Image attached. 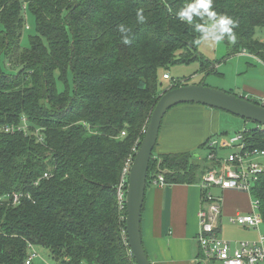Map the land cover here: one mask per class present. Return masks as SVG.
Segmentation results:
<instances>
[{
	"label": "trees",
	"instance_id": "16d2710c",
	"mask_svg": "<svg viewBox=\"0 0 264 264\" xmlns=\"http://www.w3.org/2000/svg\"><path fill=\"white\" fill-rule=\"evenodd\" d=\"M184 3L0 0V126H26L0 132V264H25L29 244L56 263L136 264L119 187L126 193L157 100L185 83L177 78L163 87L160 68L198 56L192 41L199 34L175 15ZM214 8L238 21L231 55L248 51L264 62L257 37L264 0H214ZM28 11L36 32L23 47ZM121 24L130 29V44ZM70 72L72 94L57 85ZM248 139L264 148V128L250 129ZM191 158L186 152L158 161L153 152L147 186L157 164L168 170V182L198 183L200 165ZM15 193L23 194L18 203L10 201ZM253 193L264 219V173Z\"/></svg>",
	"mask_w": 264,
	"mask_h": 264
},
{
	"label": "crops",
	"instance_id": "0c3cea01",
	"mask_svg": "<svg viewBox=\"0 0 264 264\" xmlns=\"http://www.w3.org/2000/svg\"><path fill=\"white\" fill-rule=\"evenodd\" d=\"M235 55L245 59L243 80L240 87L238 86L241 92L238 95L264 105V62L248 51ZM246 58H249V61ZM205 115L208 117L202 119ZM218 115L217 109L196 103L181 104L172 108L163 120L154 149L155 158L160 161L162 156L167 154L189 152L193 156L191 163L200 165L201 180L203 168L208 162L197 151L203 148L202 145L207 139L219 131L220 127L216 122ZM217 136L219 138V134L214 137L218 139ZM164 171L166 176L168 170ZM199 182L170 181L164 186L153 184L147 186L141 232L144 247L152 264L203 263L200 260L201 252L197 239L198 212L202 204V189ZM215 190L222 191L213 189ZM247 209L246 206L242 207L245 212L249 211ZM236 213L242 212L235 211ZM223 217L224 214L222 220Z\"/></svg>",
	"mask_w": 264,
	"mask_h": 264
},
{
	"label": "built area",
	"instance_id": "2783aa9c",
	"mask_svg": "<svg viewBox=\"0 0 264 264\" xmlns=\"http://www.w3.org/2000/svg\"><path fill=\"white\" fill-rule=\"evenodd\" d=\"M164 78L171 79V76L165 73ZM258 126L264 128L262 125ZM25 127H17L14 124L4 125L0 126V132H14L16 129ZM249 131L250 129H245L238 132L228 142H221L216 138L205 142L208 150L205 160L208 165L203 168L199 182L202 189V204L198 212L199 231L197 239L201 252L200 260H206L207 263L220 261L222 264H264V232L260 229L264 219L261 212L236 213L229 216L230 223L244 228H258L260 231L259 240L233 241L223 239L221 237L222 198L213 191V189H220L222 191L236 190L253 193L255 183L264 173V148L249 141ZM122 134L124 135L125 132ZM226 149H229L228 152L223 153ZM157 165V172L151 177L150 183L164 186L168 181L159 164ZM45 176L48 174L46 173ZM122 187L123 183L119 187V196L120 199L125 196V199L126 193L123 192ZM22 197V193H15L12 198L10 197V201L18 203ZM123 207L126 208V206ZM255 207H259L258 199L254 201ZM37 259L46 261L34 245L29 244L25 264H33ZM53 264L63 263L54 262Z\"/></svg>",
	"mask_w": 264,
	"mask_h": 264
},
{
	"label": "rangeland",
	"instance_id": "374dc122",
	"mask_svg": "<svg viewBox=\"0 0 264 264\" xmlns=\"http://www.w3.org/2000/svg\"><path fill=\"white\" fill-rule=\"evenodd\" d=\"M26 21V25H28L29 28L24 31L22 36L23 47H29L30 36L34 35L36 32L35 19L29 13V11L27 12ZM258 33L257 37L264 40V31H259ZM194 54H198V56L193 60H188V62L175 61L173 63H169L165 67L160 68L159 75L162 79L161 81L163 83V87H168L172 85V81L178 78L185 82L181 85L204 82L209 86L222 89L227 92L235 93L237 95L240 94L241 90L239 89V87L243 80L244 73H242V70L245 69V59H243V57L239 55H231L230 47L226 40L220 45H216L212 42H203L198 47L196 46V51ZM176 56L181 58V51H178L176 53ZM246 60L249 61V58H246ZM2 68L6 72L13 71L11 67L5 64L4 60L2 61ZM164 72L169 74L171 76V79H163L162 76ZM57 85L58 89L61 92L68 91L70 94H72L74 91V80L72 73L70 72L64 80L57 77ZM218 112L219 115L216 118V122L220 128L219 131L214 134V136L219 134V138L218 136L217 138L221 142H228V140L238 132L243 131L245 129H253L255 128V126L258 125L252 121H248L244 118L233 115L223 110H218ZM206 117L208 116L205 115L202 119ZM214 136L209 139L215 138ZM135 143H137V141ZM228 150L229 149L224 150L223 153H227ZM197 152L204 158L208 150L207 148H202ZM163 169L162 172H165ZM198 171H201V168H199ZM214 192H216V195H219L222 198L224 217L222 220L223 226L221 231V237L223 239H229L233 241L259 240L260 231L258 228L244 229V227L241 228V226L237 224L230 223L228 218L229 215L235 214V211H240L242 213H259V209L256 207L254 208V201L256 200L254 193L244 192V195L243 193H241V191L236 190L226 192L215 190ZM245 196H248V198ZM244 206L248 207L247 210L249 211H243L242 207ZM260 229L262 232H264V223H261ZM36 249L46 261H44L43 259H37L33 264L54 263L45 250L41 248ZM202 262V264H222L220 261H213L212 263H207L206 260H203Z\"/></svg>",
	"mask_w": 264,
	"mask_h": 264
},
{
	"label": "water",
	"instance_id": "95a60500",
	"mask_svg": "<svg viewBox=\"0 0 264 264\" xmlns=\"http://www.w3.org/2000/svg\"><path fill=\"white\" fill-rule=\"evenodd\" d=\"M187 103L202 104L264 126V105L201 83L168 89L157 100L128 175L126 188V234L136 264H152L144 247L141 223L150 162L163 120L172 108Z\"/></svg>",
	"mask_w": 264,
	"mask_h": 264
},
{
	"label": "clouds",
	"instance_id": "9594fccd",
	"mask_svg": "<svg viewBox=\"0 0 264 264\" xmlns=\"http://www.w3.org/2000/svg\"><path fill=\"white\" fill-rule=\"evenodd\" d=\"M175 15L180 22L189 25L199 34L198 38L192 41L197 47L203 42L220 45L225 40L232 44L237 40L235 29L238 27V21L228 14L218 13L214 8V0H186ZM136 18L139 23L145 22L146 17L142 9L137 10ZM118 30L122 34L123 42L130 44V29L121 24Z\"/></svg>",
	"mask_w": 264,
	"mask_h": 264
}]
</instances>
